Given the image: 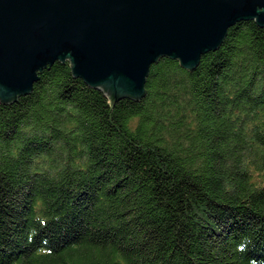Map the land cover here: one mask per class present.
Segmentation results:
<instances>
[{"label": "trees", "instance_id": "obj_1", "mask_svg": "<svg viewBox=\"0 0 264 264\" xmlns=\"http://www.w3.org/2000/svg\"><path fill=\"white\" fill-rule=\"evenodd\" d=\"M68 66L0 104V264H264V29L111 111Z\"/></svg>", "mask_w": 264, "mask_h": 264}, {"label": "water", "instance_id": "obj_2", "mask_svg": "<svg viewBox=\"0 0 264 264\" xmlns=\"http://www.w3.org/2000/svg\"><path fill=\"white\" fill-rule=\"evenodd\" d=\"M244 22L264 29V0H0V104L65 62L110 111L138 102L151 66L165 58L190 73Z\"/></svg>", "mask_w": 264, "mask_h": 264}]
</instances>
